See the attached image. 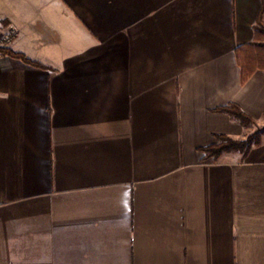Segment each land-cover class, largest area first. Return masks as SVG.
<instances>
[{"label": "crops", "instance_id": "1", "mask_svg": "<svg viewBox=\"0 0 264 264\" xmlns=\"http://www.w3.org/2000/svg\"><path fill=\"white\" fill-rule=\"evenodd\" d=\"M261 13L0 0V48L45 67L0 55V264H264V133L204 151L264 128V72L236 57Z\"/></svg>", "mask_w": 264, "mask_h": 264}, {"label": "trees", "instance_id": "2", "mask_svg": "<svg viewBox=\"0 0 264 264\" xmlns=\"http://www.w3.org/2000/svg\"><path fill=\"white\" fill-rule=\"evenodd\" d=\"M254 30L256 41L251 44L242 46L236 51V57L243 71L245 80H247L256 71L264 72V43L258 41V39L264 37V18L262 13L257 20V24ZM0 55L22 60L27 65L36 68H45L43 65L30 60L24 54L17 53L10 48H0ZM219 111L227 113L231 117L235 118L244 127L254 125L253 118L244 113L242 109L236 104H230L227 107L220 108ZM263 133L264 128L258 129L245 141H236L228 138L227 136H217V143L204 149V151L207 154V158H213L214 160H218L225 153L236 152L247 155L252 147L260 145L261 135Z\"/></svg>", "mask_w": 264, "mask_h": 264}, {"label": "rangeland", "instance_id": "3", "mask_svg": "<svg viewBox=\"0 0 264 264\" xmlns=\"http://www.w3.org/2000/svg\"><path fill=\"white\" fill-rule=\"evenodd\" d=\"M255 41H256V38H255ZM254 41V42H255ZM258 41H260V42H262V43H264V37H262L261 39H258ZM257 127V126H256ZM258 129H260L259 127H257V129L256 128H254V126H253V128H252V130H251V132L253 133V132H256Z\"/></svg>", "mask_w": 264, "mask_h": 264}, {"label": "built area", "instance_id": "4", "mask_svg": "<svg viewBox=\"0 0 264 264\" xmlns=\"http://www.w3.org/2000/svg\"><path fill=\"white\" fill-rule=\"evenodd\" d=\"M6 40V39H5Z\"/></svg>", "mask_w": 264, "mask_h": 264}]
</instances>
